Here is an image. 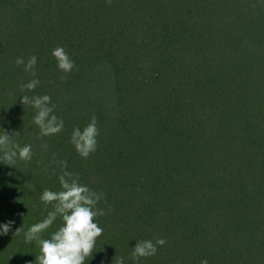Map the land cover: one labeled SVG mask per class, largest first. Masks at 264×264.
Wrapping results in <instances>:
<instances>
[{"label":"trees","instance_id":"1","mask_svg":"<svg viewBox=\"0 0 264 264\" xmlns=\"http://www.w3.org/2000/svg\"><path fill=\"white\" fill-rule=\"evenodd\" d=\"M33 55L34 75L15 63ZM44 94L64 129L41 137L19 97ZM92 116L85 159L70 137ZM3 129L33 157L0 163V222L15 221L0 264H38L24 232L51 209L40 195L60 190L61 160L104 194L86 264H136V241L158 238L139 264H264V0H0Z\"/></svg>","mask_w":264,"mask_h":264},{"label":"clouds","instance_id":"2","mask_svg":"<svg viewBox=\"0 0 264 264\" xmlns=\"http://www.w3.org/2000/svg\"><path fill=\"white\" fill-rule=\"evenodd\" d=\"M51 55L55 58L59 70L68 73L74 69L75 61L62 46L52 49ZM15 63L22 64L25 71L33 70L34 75L37 57L33 55L27 62L18 57ZM38 84L39 79L34 78L22 85V89L34 91ZM19 98L22 104L28 103L36 109L33 122L39 128L41 137L58 134L64 129V121L54 113V105L49 95L31 97L22 95ZM14 134H9L5 129L0 132V163L13 167L17 160L27 162L33 157L32 145H21L14 141L12 139ZM98 135L97 119L92 116L83 129L80 127L72 129L70 143L76 153L86 159L96 151ZM55 163L60 169L57 176L60 190L43 189L40 201L52 207L42 220L27 228L24 232V241L29 245L33 243L38 245L39 255L36 256L38 264H86L104 231L97 220V217L105 215V210L98 207L104 199V194L81 183L80 174L68 170L67 161ZM57 217L62 223L48 236H44L43 233L53 226ZM14 223V220L0 222V235L8 234ZM21 228H17L14 235H19ZM165 244L166 240L163 238H158L155 242L150 239L136 241L132 246L131 258L139 264L141 258L155 256L158 246ZM116 264H125V258L123 256L117 258ZM200 264H208L207 259H202Z\"/></svg>","mask_w":264,"mask_h":264}]
</instances>
